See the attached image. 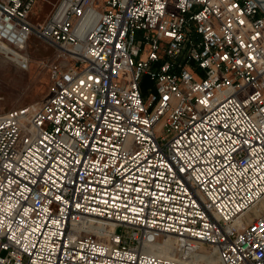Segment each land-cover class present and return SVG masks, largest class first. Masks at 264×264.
Returning <instances> with one entry per match:
<instances>
[{
    "label": "built area",
    "instance_id": "1",
    "mask_svg": "<svg viewBox=\"0 0 264 264\" xmlns=\"http://www.w3.org/2000/svg\"><path fill=\"white\" fill-rule=\"evenodd\" d=\"M36 2L0 0L1 54L57 50L49 95L0 113V264H264L262 0Z\"/></svg>",
    "mask_w": 264,
    "mask_h": 264
},
{
    "label": "rangeland",
    "instance_id": "2",
    "mask_svg": "<svg viewBox=\"0 0 264 264\" xmlns=\"http://www.w3.org/2000/svg\"><path fill=\"white\" fill-rule=\"evenodd\" d=\"M56 1L39 0L33 12V20H43L46 14L52 10ZM27 52L30 59L27 69H22L13 60L0 53V62L4 63L2 70H0V113L12 108L39 104L49 95L51 86L50 64L56 59L57 50L37 34H32L28 40ZM144 83L146 87L152 85V82L147 78ZM263 208L264 199L246 217L250 218ZM101 223L103 228H110L113 225L109 221H102ZM90 233L96 234L93 231ZM160 242L158 243L159 251H166L178 257V249L174 251V249L163 246ZM198 251L213 252L215 255L213 248L207 244H202Z\"/></svg>",
    "mask_w": 264,
    "mask_h": 264
},
{
    "label": "bare ground",
    "instance_id": "3",
    "mask_svg": "<svg viewBox=\"0 0 264 264\" xmlns=\"http://www.w3.org/2000/svg\"><path fill=\"white\" fill-rule=\"evenodd\" d=\"M263 4H264V0H262ZM28 44V42H27ZM27 44H26V48H25V51H26V54H27V57L29 59V55H28V52H27ZM30 60V59H29ZM102 221L104 220H96L95 222L93 221V223L90 224V228L92 227L94 230L96 229L97 231H101V229L103 228L102 226ZM103 232V231H101ZM177 240L178 238L176 236H172V235H165L163 236L162 239L158 240L157 243L154 245V247L156 249H154L157 253L161 254V255H164V256H169V257H175V255H172L171 253L169 252H166V251H159V247L158 246V243L160 241V243H162L163 246H166L168 248H171V249H174V251H176L178 249V244H177ZM161 245V244H160ZM174 254V253H173ZM194 258L195 259H201L202 263L204 264H220V260L218 258V256L215 254H213V252H206V251H198L196 252V254L194 255ZM193 260L192 262L194 263H199L197 260Z\"/></svg>",
    "mask_w": 264,
    "mask_h": 264
},
{
    "label": "crops",
    "instance_id": "4",
    "mask_svg": "<svg viewBox=\"0 0 264 264\" xmlns=\"http://www.w3.org/2000/svg\"><path fill=\"white\" fill-rule=\"evenodd\" d=\"M38 1H39V0H37L35 6L33 7L32 11L30 12V15H29V19H30V21H31L33 24H39V23H41V22L47 17V15L50 13V11H49V12L46 14V16L44 17L43 20L34 21L32 16H33V12H34V10H35L37 4H38ZM3 66H4V63H3V62H0V70H2V67H3Z\"/></svg>",
    "mask_w": 264,
    "mask_h": 264
},
{
    "label": "water",
    "instance_id": "5",
    "mask_svg": "<svg viewBox=\"0 0 264 264\" xmlns=\"http://www.w3.org/2000/svg\"><path fill=\"white\" fill-rule=\"evenodd\" d=\"M120 231V229H118V232Z\"/></svg>",
    "mask_w": 264,
    "mask_h": 264
}]
</instances>
